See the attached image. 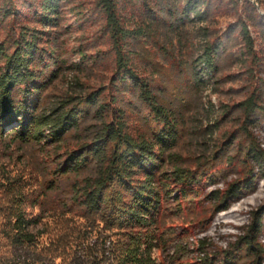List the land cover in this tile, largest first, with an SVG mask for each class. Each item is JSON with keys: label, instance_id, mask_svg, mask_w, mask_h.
I'll return each instance as SVG.
<instances>
[{"label": "rangeland", "instance_id": "1", "mask_svg": "<svg viewBox=\"0 0 264 264\" xmlns=\"http://www.w3.org/2000/svg\"><path fill=\"white\" fill-rule=\"evenodd\" d=\"M43 1L0 0V43L12 49L25 27L40 35L34 65L44 70L46 85L38 92L39 109L63 100L74 104L96 92L107 107L118 98L114 107L126 109L133 135L148 137L157 130L161 125L149 118L151 110L137 91L117 81L116 53L99 0H59L52 25L41 22ZM117 1L122 23L134 32L125 41L132 68L178 120L177 145L170 151L184 167L211 178L197 195L164 205L160 232H184L183 242L191 246L207 236L214 244L211 250H223L244 231L251 212L264 206L260 176L226 210L215 208L209 198L233 182L243 184L256 169L245 160L248 145L260 143L264 149V0H192L199 4V15L189 0ZM6 4L14 9L5 16ZM207 46L217 50L211 72L201 62ZM251 96L258 109L248 118L242 102ZM81 108L91 113L60 142L20 141L8 133L13 126L0 127V264H128L129 233L141 234L140 229L111 226L104 215L74 199V182L95 174L96 161L90 159L79 175L59 172L69 153H82L99 134L94 108L85 103ZM164 166L170 170L172 165L166 160ZM113 186L107 190L110 196ZM20 211L33 220V240L22 243L13 229ZM259 241L264 245V227ZM172 253L155 246L151 250L158 264L188 262L187 257L176 261Z\"/></svg>", "mask_w": 264, "mask_h": 264}, {"label": "trees", "instance_id": "2", "mask_svg": "<svg viewBox=\"0 0 264 264\" xmlns=\"http://www.w3.org/2000/svg\"><path fill=\"white\" fill-rule=\"evenodd\" d=\"M117 2L98 1L116 53L117 81L129 84L137 91L140 99L151 110L149 118L161 126L148 137L133 135L128 130L126 109L114 107L118 98H114L112 107H107L96 92L74 104L63 100L54 107L39 109L38 92L46 85L44 70L34 65V59L40 51L37 43L40 35L25 27L13 39L12 49L0 43L1 129L13 126L8 133L20 141L60 142L69 130L79 129L81 120L91 113L88 108H81V104L94 108V116L101 122L99 134L93 143L84 146L86 148L82 153H69L67 164L59 172L79 175L90 163V159L96 161L95 174L84 177L81 182H74V199L80 200L90 211L104 215V220H108L111 226L140 229L141 234L129 233L130 241L126 247L123 245L126 248L125 263L158 264L151 256V250L155 246L163 251L172 249V257L176 261L188 258V262L180 264H240L246 259L249 264H264V245L259 241L264 227V206L251 212V220L244 231L223 250H211L214 244L207 236L198 238L197 243L191 246L183 242L184 232L177 235H170L164 230L160 232L158 216L164 205L191 194L197 195L211 178L204 174L197 175L184 167L179 163V158L176 159L174 152L170 151L177 145L178 120L168 107L159 102L149 81L132 68L131 58L125 50V41L134 32L122 23ZM188 3V6L193 4L195 15L201 13L198 3L195 4L192 0ZM12 9L14 8L10 4L2 8L5 16L13 13ZM42 9L39 13L41 22L45 25L56 23L59 0H44ZM242 29L249 36L247 28L243 26ZM207 48L201 62L205 70L211 72L216 70L217 50L214 46ZM50 55L54 56V52H50ZM45 65L46 68L50 67V63ZM194 79V83L200 84L199 77ZM242 105L248 118L258 109L252 96L242 102ZM110 114L111 119L108 118ZM243 154L248 157L245 160L251 161L256 169L251 170L243 184L233 182L225 192L215 190L210 194L209 198L219 210L228 209L234 198L253 189L254 181L259 176L264 178V149L261 144L252 142ZM166 160L172 165L170 170L164 168ZM112 185L115 192L110 196L107 190ZM32 221L21 211L16 215L13 222L15 240L20 243L33 240V234L29 230ZM142 240H145V244Z\"/></svg>", "mask_w": 264, "mask_h": 264}]
</instances>
